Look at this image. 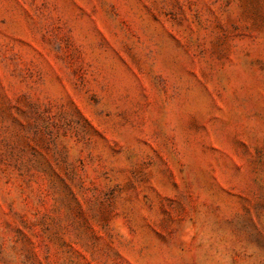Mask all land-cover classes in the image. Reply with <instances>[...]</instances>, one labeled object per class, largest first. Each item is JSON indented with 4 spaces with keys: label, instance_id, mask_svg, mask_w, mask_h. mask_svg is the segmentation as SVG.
Returning a JSON list of instances; mask_svg holds the SVG:
<instances>
[{
    "label": "rangeland",
    "instance_id": "374dc122",
    "mask_svg": "<svg viewBox=\"0 0 264 264\" xmlns=\"http://www.w3.org/2000/svg\"><path fill=\"white\" fill-rule=\"evenodd\" d=\"M0 264H264V0H0Z\"/></svg>",
    "mask_w": 264,
    "mask_h": 264
}]
</instances>
